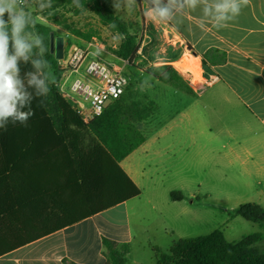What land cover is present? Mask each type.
Segmentation results:
<instances>
[{
  "label": "trees",
  "instance_id": "16d2710c",
  "mask_svg": "<svg viewBox=\"0 0 264 264\" xmlns=\"http://www.w3.org/2000/svg\"><path fill=\"white\" fill-rule=\"evenodd\" d=\"M30 5L34 11L25 10L27 24L22 35L33 47L28 61L19 60L18 67L20 79L33 94L35 115L26 127L9 120L7 128L0 129V256L34 241L18 238L19 230L25 227L14 221L17 206L23 207L28 199L24 194L26 189L37 191L36 201L40 207L49 206L51 213L62 215L61 222L44 234L141 194L139 186L120 166V161L147 137H141L140 132L128 123L132 107L121 102L122 96L108 106L102 116L85 124L56 86L63 71L50 51V35H55V31L35 17L42 15L83 38L85 36L79 31L69 29L62 11L89 9L111 32L121 35L115 55L130 64L137 58L140 48L138 32L132 23L121 21L106 0H31ZM31 34L42 39L43 54L35 41L28 39ZM9 51L12 52L11 44ZM36 60L41 61L39 70L33 64ZM29 73L40 75L50 88L48 95L42 98L43 103L35 96L36 89L28 85ZM159 79L171 83L180 76L173 67L167 66ZM171 198L182 200L183 195L171 192ZM235 215L264 228V205L243 203L236 208ZM103 244L110 264L127 263L129 244L119 245L107 238L103 239ZM157 264H264V233H251L230 242L224 232L217 229L205 235L180 239L168 252L157 250Z\"/></svg>",
  "mask_w": 264,
  "mask_h": 264
},
{
  "label": "crops",
  "instance_id": "0c3cea01",
  "mask_svg": "<svg viewBox=\"0 0 264 264\" xmlns=\"http://www.w3.org/2000/svg\"><path fill=\"white\" fill-rule=\"evenodd\" d=\"M30 1L27 0L25 6ZM138 2L139 8L146 9V14L151 16L156 7L153 0ZM216 2L198 0L192 8L183 4V0H160V7L170 9L169 17L160 20V26L170 34L171 44L189 49L206 72V89L192 93L206 96V170L219 172L223 178L221 182L233 186L229 190L264 194V0H249L240 14L222 22V27H217L213 16L204 12L206 7L213 8ZM43 18L45 21L39 22L56 32L57 28ZM54 37H63V55H66V37L57 33ZM79 39V43L72 44L70 38V50L74 46L88 47L91 41ZM91 52L93 57L117 68L124 66L102 58L100 55L107 52L99 47H91ZM112 56L124 61L114 54ZM61 78H65L64 71ZM194 101L175 110L164 123L155 127L153 134L120 161V166L141 189L140 196L44 234L61 222L62 215L60 212L51 213L49 206L40 207L36 201L37 191L26 189L24 194L28 199L23 207L17 206L14 221L25 227L19 230L17 237L34 241L2 254L0 264H110L105 255L104 238L119 245L129 244L128 255H131L137 234L132 228L129 210L143 194L141 183L145 170L144 166L138 167V158L141 160L153 145L164 139L161 134L177 128L193 129ZM141 236H144L143 232ZM157 241L148 237L138 244V248L155 251L156 264L157 250H160Z\"/></svg>",
  "mask_w": 264,
  "mask_h": 264
},
{
  "label": "rangeland",
  "instance_id": "374dc122",
  "mask_svg": "<svg viewBox=\"0 0 264 264\" xmlns=\"http://www.w3.org/2000/svg\"><path fill=\"white\" fill-rule=\"evenodd\" d=\"M106 1L121 21L132 23L138 32L140 48L137 58L131 64L124 59V63L118 61L112 56L122 37L105 27L89 9L81 7L77 9L78 12L74 8L62 11L63 20L69 29L79 31L85 36L83 38L71 34L63 26H56L52 22L51 25L57 28L55 33L66 37V53L71 48L70 38L72 44L79 43V38H97L99 49L107 52L100 56L124 65L120 68L127 79V86L121 102L132 107V116L128 118L132 129L139 131L141 137L149 136L175 110L195 99L193 129L187 131L177 128L161 134L160 137L164 139L153 145L152 150L143 155L141 160L138 158V167H145L141 183L143 194L137 199L140 201L135 202L129 210L132 228L137 236L126 264H156V257L153 256L155 251L138 248V244L148 237L156 238L160 251L168 252L171 245L180 239L205 235L217 229L222 230L230 242L251 233H264L259 223L235 215L236 208L245 201L264 205V194L229 190L233 186L221 182L223 178L219 172L206 170V96L192 95L196 90L206 89L203 65L199 62L196 66L194 55L189 49L171 44L170 34L161 28L160 19H149L146 9L139 8L138 0ZM18 8L23 12L34 11L30 3L27 6L19 4ZM35 19L45 21L42 15ZM36 38L35 34L28 36L33 41ZM180 59L182 62L177 63ZM167 66L177 71L179 80L164 83L159 79ZM74 78L72 74L66 87ZM58 82H62V78ZM134 137L138 139V136ZM174 138L179 140L174 141ZM171 192L182 193L183 199L172 200ZM142 232L144 236H141Z\"/></svg>",
  "mask_w": 264,
  "mask_h": 264
},
{
  "label": "clouds",
  "instance_id": "9594fccd",
  "mask_svg": "<svg viewBox=\"0 0 264 264\" xmlns=\"http://www.w3.org/2000/svg\"><path fill=\"white\" fill-rule=\"evenodd\" d=\"M249 0H217L213 8H205V15H212L217 27L240 14L241 8ZM156 7L152 10L149 19H166L170 15L168 7H160V0H153ZM198 0H183V4L195 8ZM147 15V14H146ZM7 16V19L5 17ZM27 21L22 10L18 8V0H0V129H6L9 120L15 124L17 121L27 126L28 121L35 115L32 108L33 94L24 86L19 77L18 61L29 59L33 45L22 35ZM36 45L40 47L41 54L45 51L42 39L36 38ZM11 44L12 52L9 51ZM34 67L40 69L41 61H33ZM28 85L36 89L35 96L46 97L50 91L45 79L37 73H29ZM54 83V81H53Z\"/></svg>",
  "mask_w": 264,
  "mask_h": 264
},
{
  "label": "built area",
  "instance_id": "2783aa9c",
  "mask_svg": "<svg viewBox=\"0 0 264 264\" xmlns=\"http://www.w3.org/2000/svg\"><path fill=\"white\" fill-rule=\"evenodd\" d=\"M18 4L25 6L27 0H18ZM91 47H98L97 38H93L88 47L74 46L59 59L65 78L56 84L59 93L85 124L102 116L108 106L123 96L127 86L121 68L93 57ZM180 62L182 59L177 63ZM72 74L75 78L66 87Z\"/></svg>",
  "mask_w": 264,
  "mask_h": 264
},
{
  "label": "water",
  "instance_id": "95a60500",
  "mask_svg": "<svg viewBox=\"0 0 264 264\" xmlns=\"http://www.w3.org/2000/svg\"><path fill=\"white\" fill-rule=\"evenodd\" d=\"M63 37H54V33L50 35V51L56 59H61L64 54Z\"/></svg>",
  "mask_w": 264,
  "mask_h": 264
},
{
  "label": "bare ground",
  "instance_id": "6f19581e",
  "mask_svg": "<svg viewBox=\"0 0 264 264\" xmlns=\"http://www.w3.org/2000/svg\"><path fill=\"white\" fill-rule=\"evenodd\" d=\"M194 62H195V64H196V66L199 65V62H198V63H196V61H194ZM182 66L184 67V65H182Z\"/></svg>",
  "mask_w": 264,
  "mask_h": 264
}]
</instances>
